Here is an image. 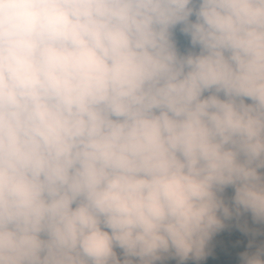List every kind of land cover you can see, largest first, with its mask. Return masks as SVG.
<instances>
[{
  "label": "clouds",
  "instance_id": "clouds-1",
  "mask_svg": "<svg viewBox=\"0 0 264 264\" xmlns=\"http://www.w3.org/2000/svg\"><path fill=\"white\" fill-rule=\"evenodd\" d=\"M246 213L264 0H0V264H229Z\"/></svg>",
  "mask_w": 264,
  "mask_h": 264
},
{
  "label": "rangeland",
  "instance_id": "rangeland-1",
  "mask_svg": "<svg viewBox=\"0 0 264 264\" xmlns=\"http://www.w3.org/2000/svg\"><path fill=\"white\" fill-rule=\"evenodd\" d=\"M223 195L226 199V202H229L231 197L225 193ZM225 224L226 228L222 232L216 234L212 238V240H210V248L219 249L222 244H225L224 238L226 236H231L233 239H237L236 237H238V240L247 251L255 250L256 247L264 244V235L254 236L251 231L253 229H260L261 232H264V226L254 224L250 213H246L239 218L234 217L232 220L225 221ZM245 226L247 227V229H249V231L242 230ZM249 245H251V249L249 248ZM232 257L233 256L230 253L228 257L229 264H238L234 262V259ZM166 264H175V261L170 260L167 261ZM185 264H203V262L190 259L189 261L185 262Z\"/></svg>",
  "mask_w": 264,
  "mask_h": 264
},
{
  "label": "trees",
  "instance_id": "trees-1",
  "mask_svg": "<svg viewBox=\"0 0 264 264\" xmlns=\"http://www.w3.org/2000/svg\"><path fill=\"white\" fill-rule=\"evenodd\" d=\"M225 194L231 197L234 194V190L231 187H229L225 190ZM236 238L237 239H233L231 236H226L224 238V243L227 245L232 256L240 260L241 255L247 251L242 246L241 242L238 240L239 238L238 237Z\"/></svg>",
  "mask_w": 264,
  "mask_h": 264
}]
</instances>
